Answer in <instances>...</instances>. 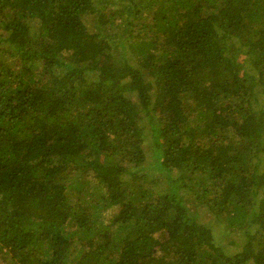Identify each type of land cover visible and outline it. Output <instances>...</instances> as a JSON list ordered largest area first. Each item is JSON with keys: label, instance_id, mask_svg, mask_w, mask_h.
<instances>
[{"label": "trees", "instance_id": "1", "mask_svg": "<svg viewBox=\"0 0 264 264\" xmlns=\"http://www.w3.org/2000/svg\"><path fill=\"white\" fill-rule=\"evenodd\" d=\"M88 1L0 0V264H264V0Z\"/></svg>", "mask_w": 264, "mask_h": 264}, {"label": "rangeland", "instance_id": "2", "mask_svg": "<svg viewBox=\"0 0 264 264\" xmlns=\"http://www.w3.org/2000/svg\"><path fill=\"white\" fill-rule=\"evenodd\" d=\"M96 0H89L88 1V11H91L94 9V7L96 6ZM98 4L100 5V7H104L105 4H106V0H99L98 1ZM114 8V7H113ZM111 35V34H109ZM113 58L118 62V63H121L120 59L119 58H122V56H120V54L122 55L123 52H125V57L127 56L129 58V53H128V50L125 48L123 51L122 49L118 48L117 46H114L113 47ZM62 59L65 61V64L66 66L68 65L67 62L72 58V54L70 52H65L61 55ZM130 59V58H129ZM127 60V58H126ZM236 61L239 65V67H241V69L246 73L249 71V66H250V62H251V56L249 55V53H245V54H239L238 56H236ZM55 72L57 74L61 73L62 72V69H59L57 67H55ZM55 73V74H56ZM96 74L95 73H90L89 74V80H94V76ZM139 125L142 124V127L144 129V125H145V119L141 120L138 122ZM145 130V129H144ZM152 165L150 162L146 161L143 165L144 168H149L151 169L149 166ZM144 171H146L145 169H143ZM146 173V172H144ZM148 174H149V178H153L155 180H157V175L152 173L151 171H148ZM199 220L202 221L203 223L207 224L211 229H212V232L215 236V239L216 240H220L222 238H224L225 235L228 234V230L226 229V226L224 223L216 220L214 218V216H207L206 218L205 217H202L200 216L199 217ZM240 234V237L241 238H245L244 235H241Z\"/></svg>", "mask_w": 264, "mask_h": 264}]
</instances>
